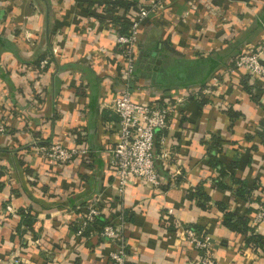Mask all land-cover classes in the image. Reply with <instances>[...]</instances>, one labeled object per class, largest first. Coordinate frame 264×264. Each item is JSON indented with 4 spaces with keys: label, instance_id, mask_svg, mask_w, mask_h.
Wrapping results in <instances>:
<instances>
[{
    "label": "crops",
    "instance_id": "obj_1",
    "mask_svg": "<svg viewBox=\"0 0 264 264\" xmlns=\"http://www.w3.org/2000/svg\"><path fill=\"white\" fill-rule=\"evenodd\" d=\"M136 14V5L103 0H0V264H112L114 242L73 229L94 202L106 216L129 212L125 264H199L182 237L189 224L205 230L216 264H264V252L226 227L218 206L264 236V223H253L264 196V83L233 65L264 46V0H162L140 23L131 96L175 103L154 144L171 154L156 161L160 186L136 180L120 192L109 166L119 127L112 103L123 87L115 34ZM41 141L86 152L53 162ZM215 141L251 201L230 178L229 188L216 185ZM23 209L35 216L30 226Z\"/></svg>",
    "mask_w": 264,
    "mask_h": 264
},
{
    "label": "built area",
    "instance_id": "obj_2",
    "mask_svg": "<svg viewBox=\"0 0 264 264\" xmlns=\"http://www.w3.org/2000/svg\"><path fill=\"white\" fill-rule=\"evenodd\" d=\"M108 3L115 1H135L137 14L129 21L128 31L125 33L116 32L115 41L122 49V89L115 97L112 108L118 115V133L114 146L110 151L109 166L112 169L117 188L120 192L136 180H142L152 187L161 184V178L156 170L157 159H168L171 150L163 147L154 151L155 135L160 132L158 141L164 140V131L170 127V118L175 110L174 102H140L131 96L130 83L133 80L136 70V49L138 44V29L140 23L152 12L159 9L162 0H103ZM47 63L46 59L39 61L40 66ZM237 68L248 73L252 80H259L264 83V46L257 49H249L239 54L233 62ZM215 81L217 80L214 77ZM203 89L195 88L191 94H198ZM6 128L0 122V134L5 133ZM161 146V144H160ZM47 159L53 162H65L78 154L86 152L85 148L70 146L67 147L58 142H47L38 146ZM264 195V194H263ZM86 210L78 215V228L75 231L81 236L85 227L91 224L94 218L102 213L101 204L91 203ZM169 212L171 210L169 209ZM116 217L113 222L106 224L97 231L100 238L114 242L115 248L110 252L109 257L112 264H125L127 258L126 244L124 240V228L126 220L121 207L116 210ZM253 223H264V196L259 201ZM184 239L190 241L199 252V264H215L212 255V243L206 233H197L190 227H183L181 230Z\"/></svg>",
    "mask_w": 264,
    "mask_h": 264
},
{
    "label": "trees",
    "instance_id": "obj_3",
    "mask_svg": "<svg viewBox=\"0 0 264 264\" xmlns=\"http://www.w3.org/2000/svg\"><path fill=\"white\" fill-rule=\"evenodd\" d=\"M114 5L116 4H122L125 7H131L132 5H136L135 1L132 2H128V1H115L112 2ZM123 24H121L122 29L124 31H128L129 28V24L128 25L125 22H122ZM125 33V32H123ZM47 143V142H46ZM40 144H45V142H42ZM218 143L215 141L213 143V145L211 146L213 149L210 152L209 155V163L212 167L218 168L220 171V177L215 179V183L217 186L219 187H225V188H229L230 186L227 185L226 181L228 178L231 179V181L233 182V184L236 185V195H238L239 197L246 199V201H251V194L250 191L246 192V183L239 179L236 178L232 173H229L228 171L225 170L224 166L222 165V163L218 160L217 156H216V152H218L219 148H218ZM195 193L197 194L198 199H202L205 200L207 198V196L205 195L204 192L201 191L200 188H198ZM200 202V201H199ZM204 205L203 203H201V206ZM219 209L223 212V220L222 223L228 227L229 229L241 233L244 237V241L248 246H251L255 251L261 250L264 252V236L259 234V233H255L254 230L252 229V227L249 225L248 223V218L246 216H239L235 213H233L231 210H229L227 207H225L222 204H218ZM115 214L114 215H109L106 216L105 214H99L97 215L93 222L91 224H88L85 229H84V233H87L89 231H98L101 228H103L106 224L113 222V217L116 216V211H114ZM129 212L125 209L124 210V216H125V220L127 222V220L130 219V216L128 214ZM21 215H22V222L25 223L26 225L30 226L34 220V215L32 213H30V211L23 209L21 210ZM187 227H190L191 229L195 230L197 233L200 232H204L205 230L202 229L201 226L199 225H194V224H189L187 225ZM78 228V224H75L73 226V229L76 230ZM127 250V249H126ZM216 264V263H215Z\"/></svg>",
    "mask_w": 264,
    "mask_h": 264
}]
</instances>
